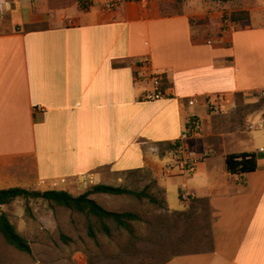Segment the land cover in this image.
Listing matches in <instances>:
<instances>
[{
	"label": "crops",
	"instance_id": "1",
	"mask_svg": "<svg viewBox=\"0 0 264 264\" xmlns=\"http://www.w3.org/2000/svg\"><path fill=\"white\" fill-rule=\"evenodd\" d=\"M110 1L0 0V190L64 180L58 190L76 197L150 169L170 212L187 208L171 203L178 189L214 218L211 250L166 264H264V130L218 133L214 143L226 119L202 103L264 90V0H240L247 20L228 30L221 12L197 14L193 0H120L109 10ZM163 75L167 97L146 101ZM192 116L202 135L183 140ZM181 143L212 152L193 175L167 171L174 154L162 146ZM241 153L256 155V172H228L227 157Z\"/></svg>",
	"mask_w": 264,
	"mask_h": 264
},
{
	"label": "rangeland",
	"instance_id": "2",
	"mask_svg": "<svg viewBox=\"0 0 264 264\" xmlns=\"http://www.w3.org/2000/svg\"><path fill=\"white\" fill-rule=\"evenodd\" d=\"M197 14L208 12L210 7L222 14L223 30L232 29V16L244 15L238 11L240 0L231 3L193 0ZM231 19V20H230ZM235 98L220 117L224 123L214 126L210 136L216 143V134H244L250 131L256 116L264 113V101ZM246 134V135H247ZM145 173V174H144ZM140 176L124 174L118 187L143 191L156 196L157 203L138 200L133 196L98 194L91 199L107 211L134 213L142 222L133 223L135 236L108 222L111 235L104 233L99 222L87 216L43 199H18L2 207L16 230L32 247V254L19 252L0 239V264H164L176 256L200 253L212 249L213 213L199 201L181 199L178 189L171 192V203L184 210L172 214L164 205V197L154 186V174L148 169ZM76 197L82 190L75 189ZM29 208L30 213L27 212ZM95 237L91 236V231Z\"/></svg>",
	"mask_w": 264,
	"mask_h": 264
},
{
	"label": "trees",
	"instance_id": "3",
	"mask_svg": "<svg viewBox=\"0 0 264 264\" xmlns=\"http://www.w3.org/2000/svg\"><path fill=\"white\" fill-rule=\"evenodd\" d=\"M182 1V0H178ZM207 1V0H205ZM218 3H231L238 0H208ZM244 14V13H242ZM231 20V19H230ZM240 20H247V16L241 17L240 15L234 14L232 16V22H238ZM167 89H170V84L165 75L161 76V81L157 87L158 91L165 92ZM246 101V97L243 95H238ZM236 97V98H237ZM264 100L259 101V104ZM191 118V117H190ZM190 120V119H189ZM188 124V122H187ZM177 145H168L162 149H168L172 152L176 149ZM227 170L231 175H245L252 174L256 172L258 168L257 157L254 153H241V154H232L229 155L226 159ZM148 170L139 169L127 172L128 175L140 176ZM145 174V173H144ZM154 186L158 189V192L164 197V205L167 206L166 200V191L158 186L156 180H154ZM96 194H107L110 196H133L136 199L148 200L152 204H156L158 201L156 196L150 195L148 191H136L128 189L126 187H113L107 185H98L92 187V189L85 194L80 196H73L72 194L66 191L48 190V191H31L21 188H14L8 190H0V239L5 242L7 245L15 248L19 252L26 253L28 255L32 254V247L29 241L24 238L15 228V226L10 221L8 215L2 211V207H7L16 202L18 199L28 200L29 198L33 199H43L49 202H52L60 207H64L68 210H72L87 216L94 217L99 224L102 226L104 233L111 235V229L108 226V222L114 223L117 227L126 230L130 235L135 236V231L133 228V223L142 222V219L139 215L134 213H115L107 211L101 205H99L95 200L91 199L92 195ZM202 203L209 204L205 201H199ZM27 212L30 213L29 208ZM175 213L181 212H172ZM91 236L95 237V232L91 231ZM169 261V260H168ZM167 261V262H168ZM165 262L164 264H166Z\"/></svg>",
	"mask_w": 264,
	"mask_h": 264
},
{
	"label": "built area",
	"instance_id": "4",
	"mask_svg": "<svg viewBox=\"0 0 264 264\" xmlns=\"http://www.w3.org/2000/svg\"><path fill=\"white\" fill-rule=\"evenodd\" d=\"M119 3L120 0H111L109 3L106 4L105 8L109 10L115 9ZM86 5L90 6L89 4ZM229 25L234 27L235 23L229 22ZM209 43L211 44V41ZM153 78L156 84L159 86L161 78L159 76H155ZM165 97H167L165 92L163 93L161 91L156 90L155 94L147 95L145 97V100L155 101V100L164 99ZM248 97H251L252 99H256V100H264V90L246 96V98ZM202 103L206 105V107L209 109L211 113L214 114L224 113L225 109L227 108V105H229L228 103L224 102V100H217V99L215 100L207 99ZM199 104H201V101L199 99H190L188 101V105L190 107H195ZM40 110L41 112H44V108H40ZM259 130H264V116H261L257 121H255L254 123H252V125H250V131L253 132ZM202 131H203L202 122L197 117L192 116L185 128L184 134L182 136L183 140L200 137L202 135ZM259 152L264 154V147L260 148ZM173 154H174V158H173L174 164H169L167 166V171L171 173L173 170L179 169L184 174L193 175L196 172L198 165L201 162L207 160L212 155V152L206 151L204 153L197 154L196 152L191 150L188 146L181 143L173 151ZM60 183H65V181L62 180L61 182H53L51 184V190L59 189ZM181 199L184 202H188L194 200L195 197L194 195H191L189 193H183L181 195Z\"/></svg>",
	"mask_w": 264,
	"mask_h": 264
}]
</instances>
